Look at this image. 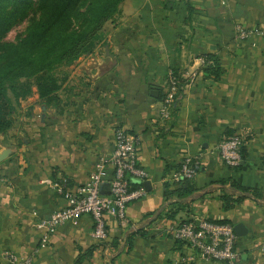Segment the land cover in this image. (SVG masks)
<instances>
[{"label": "crops", "instance_id": "obj_1", "mask_svg": "<svg viewBox=\"0 0 264 264\" xmlns=\"http://www.w3.org/2000/svg\"><path fill=\"white\" fill-rule=\"evenodd\" d=\"M237 23L264 29V0L120 4L103 26L102 41L69 66L59 100L46 107L57 109L58 121L55 114L43 119V135L34 129L37 137L0 164V264H9L4 251L33 255V264H75L91 248L90 257L76 264H183L179 258L188 250L164 229L173 221L199 219L242 222L247 232L236 240L237 264H264V35L238 41ZM207 54L220 59L218 78L203 70ZM171 69L181 83L170 116L162 118L160 101ZM33 94L39 100L35 88ZM116 127L139 137L138 162L150 181L145 195L126 204L124 226L106 217L108 242L116 241V247L103 254L88 214L60 225L41 244L36 221L66 204L41 181L64 177L69 188L84 183L98 162L108 161ZM232 133L243 137L236 167L216 151ZM187 155L200 167L190 181L193 192L165 198L164 185L170 192L178 187L170 177ZM222 195L242 198L224 210ZM168 212L174 217H165ZM186 264L222 263L196 257Z\"/></svg>", "mask_w": 264, "mask_h": 264}, {"label": "built area", "instance_id": "obj_2", "mask_svg": "<svg viewBox=\"0 0 264 264\" xmlns=\"http://www.w3.org/2000/svg\"><path fill=\"white\" fill-rule=\"evenodd\" d=\"M234 29L238 41L247 40L254 35H264V29L246 27L240 23ZM201 63H205L203 59ZM179 85V78L169 70L167 86L160 101L159 115L162 118L170 116ZM139 143L136 134L123 127H116L114 149L108 161L98 162L84 183L69 188L64 177L56 181H41L49 184L66 201L63 207L36 221L41 244H46L60 225L75 223L81 215L88 214L93 221L91 236L101 244L103 254H110L112 248L108 242L106 217L111 216L124 226L126 204L146 193L142 183L147 180L148 173L138 162ZM242 150L243 137L239 133L223 137L216 147L219 157L229 167H236L241 163ZM198 167L196 158L184 156L172 172L170 182L178 184L180 181L192 179ZM104 181L110 183L109 192L106 194L99 192L100 184ZM131 184H135V188H131ZM164 230L188 250L180 256L179 263H191L196 257L222 264H237L239 261L236 250L237 235L230 223L207 219L173 221ZM3 257L9 264H33V255L19 258L13 252L4 251Z\"/></svg>", "mask_w": 264, "mask_h": 264}, {"label": "trees", "instance_id": "obj_3", "mask_svg": "<svg viewBox=\"0 0 264 264\" xmlns=\"http://www.w3.org/2000/svg\"><path fill=\"white\" fill-rule=\"evenodd\" d=\"M124 0H0V135L8 132L14 122V115L20 101L31 96L36 89L41 104L56 105L57 92L66 80L67 71L61 67L70 66L78 58L87 56L103 39L105 22L113 19ZM192 8L187 6V17ZM28 19L25 33L16 41H2L6 32L17 22ZM203 70L218 78L220 59L217 55H202ZM178 77L176 72L171 69ZM180 82V79H179ZM181 83V82H180ZM200 167L197 168V172ZM191 179L180 181L174 191L165 184L164 197L189 196L194 188ZM222 182V181H221ZM241 191L249 189L232 183ZM131 184V188H135ZM255 196L256 191H252ZM242 196L231 198L222 195V208L229 209ZM175 212L165 214L173 218ZM226 222V221H219ZM140 230L137 234L144 235ZM132 235L127 236V250ZM116 247V241L109 242ZM92 249V248H91ZM81 254L76 263L90 257L92 250ZM75 263V264H76Z\"/></svg>", "mask_w": 264, "mask_h": 264}, {"label": "rangeland", "instance_id": "obj_4", "mask_svg": "<svg viewBox=\"0 0 264 264\" xmlns=\"http://www.w3.org/2000/svg\"><path fill=\"white\" fill-rule=\"evenodd\" d=\"M126 9H128V6ZM27 24L28 19H24L14 24L3 36L2 41H16L18 38L22 37L25 33ZM61 70L68 72L69 66L61 67ZM41 107V101L36 99L33 93L30 98L20 102V106L14 115L12 128L5 134L0 135V149L6 147L14 149L13 153H11L7 159L12 158L15 155L16 150L24 147L27 144V140H31V137H37V134L33 132L34 129L43 135V119L54 114L57 116V109L45 107V110H42ZM33 109L35 112H33ZM58 118L59 117L57 116L54 120L58 121ZM37 128L40 130H37Z\"/></svg>", "mask_w": 264, "mask_h": 264}, {"label": "water", "instance_id": "obj_5", "mask_svg": "<svg viewBox=\"0 0 264 264\" xmlns=\"http://www.w3.org/2000/svg\"><path fill=\"white\" fill-rule=\"evenodd\" d=\"M41 109L45 110V106L42 105ZM42 116H43V114H42ZM13 151H14V149L9 148V147L0 149V163L2 161H4L5 159H7L8 156L11 153H13ZM142 184H143L146 192L150 190V181L149 180L143 181ZM109 187H110V183L104 181V182H102L100 184L99 192L106 194V193L109 192ZM233 230H234L235 234L237 235V237L244 236L246 234V232H247V229L245 228V226H244V224L242 222L235 223L233 225Z\"/></svg>", "mask_w": 264, "mask_h": 264}]
</instances>
